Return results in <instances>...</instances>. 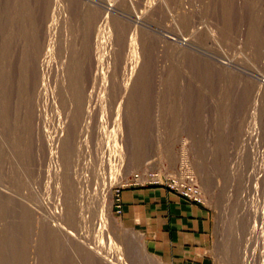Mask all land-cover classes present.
<instances>
[{
	"label": "rangeland",
	"instance_id": "rangeland-1",
	"mask_svg": "<svg viewBox=\"0 0 264 264\" xmlns=\"http://www.w3.org/2000/svg\"><path fill=\"white\" fill-rule=\"evenodd\" d=\"M263 183L264 0H0V264H103L83 229L160 264L119 223L150 187L209 210L217 264H264Z\"/></svg>",
	"mask_w": 264,
	"mask_h": 264
},
{
	"label": "crops",
	"instance_id": "crops-1",
	"mask_svg": "<svg viewBox=\"0 0 264 264\" xmlns=\"http://www.w3.org/2000/svg\"><path fill=\"white\" fill-rule=\"evenodd\" d=\"M119 223L160 264H217L209 210L164 188L122 191Z\"/></svg>",
	"mask_w": 264,
	"mask_h": 264
},
{
	"label": "bare ground",
	"instance_id": "bare-ground-1",
	"mask_svg": "<svg viewBox=\"0 0 264 264\" xmlns=\"http://www.w3.org/2000/svg\"><path fill=\"white\" fill-rule=\"evenodd\" d=\"M106 18V17H105ZM104 24V23H103ZM105 26V25H104ZM104 31H105V29H104ZM100 38V37H99ZM99 38H97V39H99ZM107 38V37H106ZM96 45H97V48H98V50H99V48L100 47H102V45H104L102 42H100V41H98V40H96ZM97 48H96V50H97ZM95 58V57H94ZM99 60H101V58H99L98 59V56H96V64H97V66L102 62V61H99ZM101 66V65H100ZM98 70V69H97ZM99 71V70H98ZM101 71H102V69H101ZM94 73H96V72H94ZM102 72H97V76H99L98 74H101ZM96 76V77H97ZM103 76V74H101V77ZM92 77H94V76H92ZM100 77V76H99ZM104 78V77H103ZM101 78H99V80H100ZM44 90V89H43ZM93 93V92H92ZM90 99H91V95H90ZM41 101V100H40ZM102 103V102H101ZM89 104V103H88ZM83 105V104H82ZM98 105V104H97ZM53 106V105H52ZM51 108V107H50ZM87 112V111H86ZM87 114H88V112H87ZM83 117V116H82ZM85 117V116H84ZM86 118V117H85ZM83 120H86V119H83ZM114 121V120H113ZM84 123V122H83ZM90 123H91V120H90ZM81 125V124H80ZM83 125V124H82ZM88 125H89V123H88ZM101 125V124H100ZM99 125V126H100ZM85 127V126H84ZM119 127V126H118ZM82 128H83V126H82ZM46 129V128H45ZM81 129V128H80ZM84 129H86V128H84ZM83 129V130H84ZM103 130V129H102ZM88 131V130H87ZM95 132H96V130H94ZM89 132V131H88ZM104 132H105V130H104ZM83 134V133H82ZM81 134V135H82ZM98 134H100V133H98ZM89 135V134H88ZM77 136V135H76ZM100 136V135H99ZM103 136V135H102ZM97 137H98V135H97ZM100 138V137H99ZM92 139V138H91ZM89 140V139H88ZM80 143H81V141H80ZM83 143V142H82ZM86 143V142H85ZM80 147V146H79ZM88 147V146H87ZM86 148V147H85ZM97 148V147H96ZM78 149V148H77ZM80 151V150H79ZM78 162V161H77ZM111 165V164H110ZM109 165V166H110ZM101 169V168H100ZM97 172V171H96ZM114 172V171H113ZM104 181V180H103ZM264 184V183H263ZM3 195V194H2ZM19 200V202H21V203H23L26 207H29L28 206V204L25 202V201H23V200H21V199H18ZM31 210V209H30ZM44 217H46V216H44ZM48 217V216H47ZM46 217V219H44V221H43V219L41 220V218H40V222L42 221L43 223L44 222H46V226L47 227H51L52 229L51 230H53V228H54V230L55 229H59V230H61V226H59V225H57V224H59V223H57V224H53L52 222H50L51 220H49L48 218ZM83 221V220H82ZM99 221V220H98ZM101 221V220H100ZM102 222V221H101ZM100 222V223H101ZM37 223V222H36ZM102 224V223H101ZM103 225H104V223H103ZM64 226V225H63ZM102 226V225H101ZM83 228H84V226H82ZM105 227H106V225L104 226V229H105ZM82 228V229H83ZM45 229V228H44ZM65 229V228H64ZM68 228H66V230H67ZM53 230V231H54ZM84 230V229H83ZM83 230H81L84 234H85V231H83ZM98 230V232H100L99 231V229H97ZM52 231V232H53ZM56 231V230H55ZM54 231V232H55ZM80 231V232H81ZM49 232V231H48ZM72 232V231H71ZM69 232V231H66V234H67V236L69 235L70 237H73L85 250H87V251H89V254L90 255H92V256H94L95 258H97L99 261H101L103 264H126V262L123 260V258H121L120 257V253L116 250V247H114V243L112 242V240L111 239H108L107 240V245L106 246H108V248H107V251H106V248L104 247V244L102 245V241H101V239H102V235H103V233H99V234H101L99 237H101L100 238V240H97V238H99V237H97L96 238V240L98 241V243H97V241H96V243H91L90 241L91 240H88L87 238H88V236H86L85 237V235L84 234H82L81 236H79V237H76V235H74V232ZM59 233V232H58ZM87 233V232H86ZM78 235V234H77ZM97 235V234H96ZM69 236H68V238H69ZM90 238V237H89ZM73 239V240H74ZM94 240V239H93ZM103 240V239H102ZM102 243H101V242ZM92 242H94V241H92ZM106 242V241H105ZM81 248V247H80ZM111 251L114 253V256L113 255H111L110 253H111ZM88 255V254H87Z\"/></svg>",
	"mask_w": 264,
	"mask_h": 264
},
{
	"label": "built area",
	"instance_id": "built-area-1",
	"mask_svg": "<svg viewBox=\"0 0 264 264\" xmlns=\"http://www.w3.org/2000/svg\"><path fill=\"white\" fill-rule=\"evenodd\" d=\"M182 183L186 184H178L176 182H172V185L169 186L174 189L176 188L182 197L200 202V193L196 188L195 179L190 175L189 172H185V179Z\"/></svg>",
	"mask_w": 264,
	"mask_h": 264
}]
</instances>
